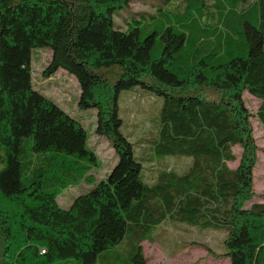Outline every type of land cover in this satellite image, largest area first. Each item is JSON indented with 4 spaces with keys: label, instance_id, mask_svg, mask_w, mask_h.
I'll list each match as a JSON object with an SVG mask.
<instances>
[{
    "label": "trees",
    "instance_id": "trees-1",
    "mask_svg": "<svg viewBox=\"0 0 264 264\" xmlns=\"http://www.w3.org/2000/svg\"><path fill=\"white\" fill-rule=\"evenodd\" d=\"M200 1L131 12L122 27L115 17L132 0H0V264H146L141 243L166 224L222 231L230 264H264V193L247 205L256 150L243 99L260 100L264 126V0L220 14L215 2L206 44L185 52L194 26L179 13ZM33 48L50 50L44 74L75 77L78 106L95 111L116 154L103 177L94 179L100 161L83 123L33 86ZM133 88L162 101L154 136L136 142L118 105ZM235 145L243 151L230 167ZM142 146L187 162L156 168L149 182ZM81 182L61 207L58 195Z\"/></svg>",
    "mask_w": 264,
    "mask_h": 264
},
{
    "label": "rangeland",
    "instance_id": "rangeland-1",
    "mask_svg": "<svg viewBox=\"0 0 264 264\" xmlns=\"http://www.w3.org/2000/svg\"><path fill=\"white\" fill-rule=\"evenodd\" d=\"M177 1L132 0L128 9L118 14L115 21L118 25L124 27V20L128 18L131 12L150 14L154 13L155 9H159L162 14L164 11L170 13L176 11ZM215 2L217 3L218 14L226 13L229 6L236 8L239 5L238 0H206L201 2L199 6L194 4L190 9L184 8L179 13L182 19H187V21L182 20V22H188L189 25L194 26L187 31L189 41L184 48L185 52L200 43L206 44L208 31L203 24L217 19L216 13L211 16L207 12V9L212 8ZM202 36L204 37L203 40ZM50 55V50L47 48L32 49L31 76L33 86L83 123L88 135V144L94 149L100 161V167L92 171L94 179H99L108 172L116 160L114 148L105 135L97 133L95 111L93 109H81L78 106L79 87L75 77L63 69H58L51 76L44 74L43 69ZM176 55L177 63L182 64L187 59L182 54ZM206 93L208 97L215 96L211 90L206 89ZM243 99L249 111V121L256 150L255 163L252 169L254 195L247 202V205H249L251 202L261 201L264 193V126L256 115L260 100L247 91L243 92ZM161 102L160 97L149 94L148 91L140 88L124 90L120 93L118 105L119 114L122 118L121 128L132 142H136L140 138L147 139L154 136L157 124L155 117ZM142 147L144 149V146ZM144 151L145 155L151 159L147 163L150 169L147 171L149 182L154 179L156 168L169 165L181 169L187 162L185 159L163 160L154 158L148 147ZM232 151L235 159L228 161L227 165L235 167L241 158L243 149L241 146L235 145L232 147ZM86 187L87 184L83 182L67 187L58 195L57 203L61 207H68L72 199L83 192ZM223 237L224 232L218 230L201 231L196 230L194 227L166 224L158 230L155 237L144 240L141 246L146 264H230L228 257L222 254ZM99 259L100 264H106L103 258Z\"/></svg>",
    "mask_w": 264,
    "mask_h": 264
},
{
    "label": "built area",
    "instance_id": "built-area-1",
    "mask_svg": "<svg viewBox=\"0 0 264 264\" xmlns=\"http://www.w3.org/2000/svg\"><path fill=\"white\" fill-rule=\"evenodd\" d=\"M41 252H43V250H41Z\"/></svg>",
    "mask_w": 264,
    "mask_h": 264
}]
</instances>
